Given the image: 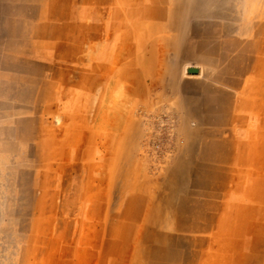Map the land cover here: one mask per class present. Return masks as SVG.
I'll return each instance as SVG.
<instances>
[{
    "label": "rangeland",
    "instance_id": "374dc122",
    "mask_svg": "<svg viewBox=\"0 0 264 264\" xmlns=\"http://www.w3.org/2000/svg\"><path fill=\"white\" fill-rule=\"evenodd\" d=\"M0 264H264V0H0Z\"/></svg>",
    "mask_w": 264,
    "mask_h": 264
}]
</instances>
